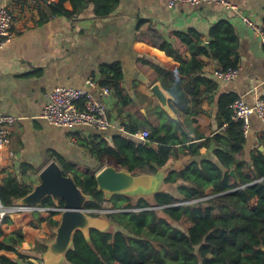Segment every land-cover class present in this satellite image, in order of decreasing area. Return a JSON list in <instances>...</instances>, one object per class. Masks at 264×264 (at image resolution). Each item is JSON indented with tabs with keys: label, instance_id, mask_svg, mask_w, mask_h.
<instances>
[{
	"label": "crops",
	"instance_id": "obj_1",
	"mask_svg": "<svg viewBox=\"0 0 264 264\" xmlns=\"http://www.w3.org/2000/svg\"><path fill=\"white\" fill-rule=\"evenodd\" d=\"M74 1L75 5L71 0L64 2V8L73 12L72 16H66L55 15L52 3L47 0H0V9L9 8L14 15V33L0 49V113L17 118L9 149L0 151V185L14 175L32 190L40 182L39 174L53 160L76 167L79 164L97 167L90 154V145L96 139L111 143L119 133L132 136L131 130L135 128L136 132L148 130L152 134L164 120L160 115L163 109L151 87L160 83L170 94L161 80L167 73L175 77L174 81L168 80L169 86L178 85L181 92L200 91L202 95L200 113L187 114L174 111L171 106L174 97L170 94V106L183 128L178 137H187V145L200 146L201 157L191 158L178 146V157L166 167L180 170L191 161L202 159L216 163L214 151L224 146L218 144L215 136L217 133L226 136L229 126L223 123L220 128L224 118L219 114V98L232 93L253 105L264 96V35L254 32L242 20L247 16L264 30V0H229L237 6V12L218 4H178L170 9L166 0H119L118 4L115 0ZM98 10L111 14L98 17ZM222 21L234 28L229 43L236 46L238 77L231 82L220 80L215 75L218 61L203 55L202 71L194 76L216 82V88L208 83L199 86L189 83L188 73H182L180 63H190L194 53L179 44L173 34L190 35L195 48L196 45L209 48L214 42L210 31ZM164 44L169 46L162 51ZM114 65L121 67L122 79L118 84L125 97H119L112 88L113 74L109 70ZM90 80L96 83L95 87L88 85ZM104 82L111 86H104ZM63 86L89 89L104 98L112 127L99 132L86 127H56L44 120L41 114L48 103L47 96ZM103 87L111 90V96H103ZM244 138L242 151L234 155L235 176L231 175L234 180H239L238 164H245L241 167L242 174L253 179L252 159L264 155V123L256 115L251 116ZM8 150L14 153L13 157ZM102 168L99 166L98 172ZM207 192L212 193L213 188ZM31 216L14 217L12 229L22 231L25 237L18 251L30 256L33 264H43L38 242L46 244L54 238L49 224L52 217L46 221ZM37 219L42 226L39 230ZM11 256L16 259V255Z\"/></svg>",
	"mask_w": 264,
	"mask_h": 264
},
{
	"label": "trees",
	"instance_id": "obj_2",
	"mask_svg": "<svg viewBox=\"0 0 264 264\" xmlns=\"http://www.w3.org/2000/svg\"><path fill=\"white\" fill-rule=\"evenodd\" d=\"M65 1L51 4L55 15H73L64 8ZM71 1L75 5V1ZM115 1L119 3V0ZM110 14L111 11H97L98 17ZM233 29L225 21L213 26L210 37L214 42L209 48L197 45L195 48L190 35L173 34L179 44L194 53L190 63L179 62L182 73H188L189 83L197 86L208 83L216 88V82L194 76L202 71L203 55L218 61L224 69L238 68L236 46L229 43ZM168 46L164 44L161 50ZM173 60L178 61L177 58ZM109 72L113 74L112 88L119 97L124 96L118 84L122 79L121 67L111 66ZM169 79L174 81V75L167 73L166 78L161 77L162 84L174 97L171 102L174 111L200 113L198 107L202 92H181L178 85L169 86ZM179 82L176 80L177 84ZM103 85L111 86L108 82ZM238 98L229 93L223 94L218 101L219 114L224 118L220 128L223 123H229V126L226 136L220 133L215 136L218 144L224 146H218L214 151L217 162L194 160L180 170H172L166 180L167 190L151 201L140 199L133 203L132 198L120 195L108 200L103 192L97 190L95 176L99 166L106 165L118 170L127 169L133 175L155 174L166 167L171 159L178 157V146L191 158L201 157L200 146L187 145V137L179 139L178 132L183 129L180 122L163 110H160L164 120L162 126L153 130L148 139L158 144V149L145 145L131 135L119 133L111 143L105 139H96L91 143L90 154L98 163L97 167L81 164L76 167L62 161L64 172L72 173L77 185L93 197V202L86 206L87 210H101L108 202L115 210H127L107 215L113 228L106 233L93 230L91 242L83 234L77 233L64 264H264V155L252 159L250 168L254 172L253 179L242 174L241 167L245 164H238L236 169L239 180L231 176L232 167L236 164L234 155L242 151L246 143L242 123L231 120L230 107ZM137 130L132 129L131 133ZM210 187L213 188L212 193L207 192ZM30 192L31 188L21 184L14 175H9L0 185V197L6 206L15 205ZM196 200L199 201L192 205H183ZM44 204L55 206L51 198L46 199ZM60 207H64L63 200ZM57 215L61 214L51 213V229L59 224L54 219ZM14 223L13 218L8 216L0 229V264H33L29 261L30 256L18 251L25 237L22 231H13ZM37 250L44 253L46 244L38 242ZM11 255H16V259Z\"/></svg>",
	"mask_w": 264,
	"mask_h": 264
},
{
	"label": "water",
	"instance_id": "obj_3",
	"mask_svg": "<svg viewBox=\"0 0 264 264\" xmlns=\"http://www.w3.org/2000/svg\"><path fill=\"white\" fill-rule=\"evenodd\" d=\"M153 96L160 107L173 119L176 114L170 106L172 96L157 83L151 87ZM145 145L156 148V144L147 141ZM172 170L168 167L155 174L145 173L133 175L127 169L118 170L111 165L104 166L95 176L97 190L110 200L115 195L152 200L157 194L167 190L166 180ZM232 176L235 172L232 171ZM40 182L35 184L31 192L17 201L18 206H42L46 199L51 198L56 207L64 201V210L60 215L59 224L53 229L54 238L46 243V251L42 254L43 264H64L66 254L74 246L77 233L84 235L91 242L93 230L109 232L111 223L101 217L88 214L86 206L93 202V197L84 193L72 173L66 174L61 164L53 160L39 174ZM14 218L15 215H10Z\"/></svg>",
	"mask_w": 264,
	"mask_h": 264
},
{
	"label": "built area",
	"instance_id": "obj_4",
	"mask_svg": "<svg viewBox=\"0 0 264 264\" xmlns=\"http://www.w3.org/2000/svg\"><path fill=\"white\" fill-rule=\"evenodd\" d=\"M51 3H56L59 0H47ZM167 6L170 9L175 8L178 4L186 5H201V4H218L225 8L238 11L237 6L229 0H166ZM242 20L245 25L251 28L254 32L264 35V30L261 26L256 25L249 17L243 16ZM14 33V15L9 8L0 9V49L4 48ZM239 68L224 69L219 63L216 68L215 75L222 81H234L239 75ZM90 87H95L96 83L93 80L88 81ZM102 94L105 97L111 96V90L107 87L102 88ZM48 103L42 111L41 117L50 125L61 128H76L86 127L99 132L107 131L112 127L111 119L108 113V106L104 98L97 97L91 90L77 89L73 87H58L48 96ZM232 117L234 123H242L243 133L246 136L249 127L251 116L256 115L264 123V96L259 97L255 104L249 105L244 99L238 98L231 105ZM17 118L9 114L0 113V151L5 148L9 149L12 140V127L16 124ZM151 132L148 130L139 131L132 134L133 137L147 142ZM9 156L13 157L14 153L8 150ZM196 201L185 202L192 205ZM63 207L42 206H6L0 197V229L2 228L5 219L10 215L18 214H51L53 212L62 214ZM136 210V211H140ZM101 210H87L88 214L95 216ZM127 210H109L110 213H117ZM42 264V263H40Z\"/></svg>",
	"mask_w": 264,
	"mask_h": 264
},
{
	"label": "rangeland",
	"instance_id": "obj_5",
	"mask_svg": "<svg viewBox=\"0 0 264 264\" xmlns=\"http://www.w3.org/2000/svg\"><path fill=\"white\" fill-rule=\"evenodd\" d=\"M132 201H133V203H135V202H137L138 200L136 199V198H132ZM151 201V200H150ZM109 210H114L113 209V207H112V204L111 203H106L105 205H104V208L102 209V211L101 212H99L97 215H99V217H101V218H104L105 216V214H109L107 211H109ZM32 215V216H31ZM17 216H22V217H38V219L39 218H44V220H46V221H49L50 220V218H51V214H37V213H34V214H28V213H24V214H18ZM55 218H57L58 220L60 219V215H57ZM37 219V230H39V228L40 227H42L41 226V221H39ZM47 224H48V222H47ZM112 228V227H111ZM110 228V229H111ZM51 237L53 236V234H51L50 235Z\"/></svg>",
	"mask_w": 264,
	"mask_h": 264
},
{
	"label": "flooded vegetation",
	"instance_id": "obj_6",
	"mask_svg": "<svg viewBox=\"0 0 264 264\" xmlns=\"http://www.w3.org/2000/svg\"><path fill=\"white\" fill-rule=\"evenodd\" d=\"M118 213V212H117ZM110 214H113V213H110ZM107 215L109 214H105L104 216V219L108 220L110 223H111V227L113 228V225H112V222H111V219L107 217ZM99 217V216H98Z\"/></svg>",
	"mask_w": 264,
	"mask_h": 264
},
{
	"label": "bare ground",
	"instance_id": "obj_7",
	"mask_svg": "<svg viewBox=\"0 0 264 264\" xmlns=\"http://www.w3.org/2000/svg\"><path fill=\"white\" fill-rule=\"evenodd\" d=\"M87 210V209H86ZM115 210V209H114Z\"/></svg>",
	"mask_w": 264,
	"mask_h": 264
}]
</instances>
